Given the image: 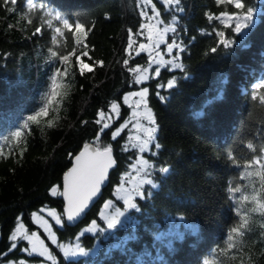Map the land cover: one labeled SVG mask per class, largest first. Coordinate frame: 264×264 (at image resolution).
Segmentation results:
<instances>
[{"label":"trees","instance_id":"obj_1","mask_svg":"<svg viewBox=\"0 0 264 264\" xmlns=\"http://www.w3.org/2000/svg\"><path fill=\"white\" fill-rule=\"evenodd\" d=\"M244 2L246 7L258 9L259 22L247 36L234 35L232 29L207 19L208 14L237 11L232 5L217 4L215 0H181L184 11L174 13L165 11L154 0L162 18L170 20L175 15L179 20L175 26L177 42L185 46V52L181 53L185 70L162 68L160 77L151 76L144 84L136 85L128 69L147 63L144 54H128L129 34L138 38L136 34L142 23L137 0H34L35 8H28L27 0H17L15 5L9 2L7 6L0 0V148L3 150L0 155V264L40 260L21 251L26 247L25 241H18L17 249L9 251L10 235L20 222L29 232L39 234L54 256L55 264H137L136 257L144 248L152 249L153 233L167 231L173 226L171 218L179 215H184L185 220L177 219L174 223L185 233V238L174 241L177 251L170 255L169 264H200L213 249H216L215 258H210V264H264V214L251 212L252 204L243 205L248 210V234L236 237L232 249L225 243L226 232L238 219L225 191L229 181L231 186L239 185L245 192L251 191L249 185L260 187L255 176L248 182L240 180L237 175L240 169L229 167L228 155L231 153L244 164L253 155L247 149L248 143L254 145L256 155L264 148V105L259 99H250L253 85L264 75L261 55L264 53V0ZM50 12H59L73 24L84 23L87 36L75 37ZM55 27H60L63 35L55 33ZM37 28L40 32H36ZM213 29L225 31L226 38H233L236 43L228 50L217 47L218 37L207 34ZM76 39L81 43L76 44ZM241 39H247L250 47L242 49ZM213 47H217L215 53L210 51ZM53 51L58 56L74 51L69 62L59 65L57 99L48 106L47 116L28 121L22 137L14 140L10 133L45 103L52 66L59 63L58 56H52ZM84 52L87 55H82ZM77 57L93 71L81 75ZM224 74L229 80L224 100L214 102L203 118L195 119L192 113L216 95L215 89ZM185 75L187 79H178L173 89L166 88L172 76ZM157 84L165 85L159 89L167 97L163 103L154 95ZM143 87L149 88V106L157 118V142L161 145L157 156L148 154L147 158L151 163L169 166L170 173H153L152 178L160 187L153 190V197L137 200L140 212L130 210L129 216L139 221L135 228L122 224L103 235L85 233L79 236L81 245L89 250L97 241V252L65 259L31 214L44 215L46 209L55 210L62 217V225L53 223L62 242L74 239L93 219L104 226L98 215L103 203L114 199L120 176L136 158L135 150L127 142V130L124 128L115 140L112 133L129 118V107L123 103V96ZM244 88L248 91L242 92ZM256 91L264 95V87ZM113 102L120 105L119 115L109 121L108 129L101 131V125L96 123L98 113L101 110L111 113ZM85 144L101 148L111 145L117 164L110 174L108 187L85 219L75 227H67L60 197L52 196L50 191L52 187L61 191L62 175L70 167L71 157ZM261 196L264 197V191ZM185 223L198 224L199 233L194 236L187 232ZM133 234L138 239L127 245L133 250L132 255L113 248ZM110 248L112 252L108 254Z\"/></svg>","mask_w":264,"mask_h":264},{"label":"snow or ice","instance_id":"obj_2","mask_svg":"<svg viewBox=\"0 0 264 264\" xmlns=\"http://www.w3.org/2000/svg\"><path fill=\"white\" fill-rule=\"evenodd\" d=\"M13 5L16 4L17 0H4L5 6L8 3ZM161 2L166 5L165 11H170L174 13L183 12L184 9L181 7V0H161ZM147 3L151 5L152 15L149 16L147 11H142L141 16H143L148 22L142 23L140 28L137 31V36H144L148 43H139L137 55L140 52H146L149 56V65L143 69L139 67L129 68V72L133 73L134 79L133 83L136 85L144 84L145 81L149 80V68L152 64L157 65L154 71V77L161 76V69L167 68L169 70H180L184 72L185 64L182 62L181 53L185 52V46H182L181 43L177 42V25L179 23L178 18L173 15L170 17V23L167 26L159 27L161 24L165 23L161 19L160 12L156 9V5L147 0ZM217 4H229L237 10L233 12L222 11L219 15L208 14L207 19L209 21L216 20L224 26V28L232 29L233 34H244L245 36L250 34V31L254 30L258 24V9L252 6H247L244 0H215ZM28 8H35L37 5L34 3V0H27ZM43 7V5H41ZM11 10V9H9ZM244 10V11H239ZM53 15L55 20L60 22L65 29L72 31L75 37H79L83 34L87 36V29L84 23L74 22L70 23L68 18L61 16L59 12L49 13ZM154 21V23L152 22ZM31 21H29L30 23ZM49 28H51V21L48 22ZM36 32H40V28L36 29ZM54 32L57 34L63 35L61 33L60 27H55ZM215 34L218 37L217 47L223 46L225 50H228L236 43L233 38H226V33L223 30L213 29V32L207 33L208 35ZM172 34L173 39L171 43H168L166 36ZM55 41V36L52 37ZM76 44H80L79 39L75 40ZM136 43L133 39L131 32L129 34L128 49L131 50L133 45ZM165 45V55L169 58L164 59V56L158 51L160 45ZM239 46L242 49H247L250 47V44L247 39H241L239 41ZM86 47V45H85ZM217 47L211 48V52L215 53ZM175 51V55H172ZM59 55L53 51L52 56H58V64H53L52 72L49 76L50 86L48 92L46 93V100L43 106H41L34 114L27 116L26 121L22 126L18 125L16 130L10 133V136L14 140H18L24 134V130L28 128V121H37L42 116L48 115V106L51 105L58 96V88L60 85L57 83V77L61 75V68L59 65L66 64L70 61V55ZM82 55H87V52L82 53ZM264 56V53H261ZM79 64V73L83 75L85 72H92L93 68L85 63L83 59L77 57ZM125 64L128 63L127 60L124 61ZM66 74V72H65ZM178 79H187V75L182 78L172 76L166 82L167 89H173L177 86ZM229 83L228 77L226 74L222 76V79L219 81V87L215 89L216 95L210 97L204 101L200 109L192 113L195 119H201L206 114V109L212 105L214 102L222 101L225 98V87ZM164 84H157V91L154 95L163 103L167 100L165 95H162L159 89L164 88ZM264 87V75L259 77L258 82L253 85V91L250 93V99L255 101L259 99L260 104L264 105V95H260L258 91ZM242 92L248 91V89H241ZM149 88L143 87L139 91H130L123 96V103L129 105L132 111V117L135 119L134 129L139 133V135L130 137L133 140L131 144L132 149L138 150L140 154L136 159V162L131 165V168L135 170L137 179L131 188H125L121 183L115 189V198L119 201H122V208L117 207L113 199H108L103 204V210L99 212V219L104 223L105 226H101L96 219L91 221V226L84 229L80 233V236H84L85 233L96 234L99 232L103 235L105 232L116 229L118 226H121V218H125L123 221V226L136 227L139 224V221L135 219L134 216H126V213L129 210H135V212H140L141 208L137 203V200H145L146 198H151L154 195L153 190L159 189L160 185L154 182L153 173L159 174H169V166H161L155 163H149V159L145 158L143 154L148 153L151 157L157 156L158 150L161 145L157 142V132L158 124L157 118L154 115L153 108L149 106L148 101ZM131 97H138L134 104H129ZM111 112L119 115L120 105L116 102L111 103ZM99 119L96 120L97 124L102 125L101 131L109 128V124L105 121L106 113L101 110L98 113ZM143 121V122H142ZM103 122V123H102ZM128 126V121L123 123L119 128H117L112 133V139L115 140L120 136L124 128ZM154 145V148L152 147ZM247 149H249L253 155L249 159H245L244 164L238 162L237 157L229 153V167L240 169L237 173L240 180L250 181L253 176L258 178L260 187L257 189L255 186L249 185L251 187L250 192H245L241 186L235 185L230 186L225 189L228 194V199L231 200L233 204V214L238 218L230 226L229 230L226 232L225 243L229 249L235 247L236 237H244L250 231L249 222H248V210L243 207L245 202L250 203L253 207L250 209L251 212L264 214V197L261 196V192L264 191V148L260 149L259 155H256V148L252 143L247 144ZM126 151L127 148L125 147ZM0 155H3V150L0 148ZM179 155V153H177ZM74 160L73 166L64 174L62 191L58 187H52L50 194L52 196L62 197L66 201V205L63 208V212L66 214V221L71 222L80 217L85 213L86 209L89 208L90 204L94 201V198L98 196L101 192L102 186L109 180V171L113 169L114 165L117 164V161L113 158V148L111 145L104 146L103 148L95 146L93 144H85L83 150L78 154L71 157ZM141 173L143 174L141 176ZM128 176V173H125ZM149 186V189L146 191L145 186ZM111 209V211H109ZM43 211V209H41ZM32 218L35 220V223L42 227L44 232L48 234V239H50L53 245H57L59 249L62 250L63 258L67 259L69 257H78V256H88L89 252L82 247L79 241L73 247L70 244H58L56 232L52 230V225L48 223L47 220L43 218L42 215L37 213H32ZM51 217L55 225L60 226L62 217L57 214L55 210L49 211L47 213ZM173 226L170 227L167 231H158L153 233L154 244L150 250L148 247H145L142 254L136 257L137 264H169V257L172 253H175L177 249L174 247V241H183L185 238V233L179 231V225L175 224V220L184 221V215H179L178 217H172ZM159 228V225L155 226ZM184 228L187 232L192 235H197L200 231L198 224H189L185 223ZM147 231V229H145ZM138 237L133 234L126 236L123 241L119 244L113 246V248L121 249V251H126L130 255L133 254V250L130 247H127L129 241H136ZM10 245L9 251H14L18 247V241H26L29 247H22L21 251L25 254L32 255L34 253H39L40 256H43L48 252V248L45 246L44 240L37 235L36 232H29L25 227L23 222H20L18 226L15 227V230L10 235ZM195 247V245H192ZM216 249L212 250L210 256H205L201 259L200 264H210V258H215ZM112 249L108 250V254H111ZM6 255V254H5ZM12 264V262H9ZM19 264H24L23 260L19 261Z\"/></svg>","mask_w":264,"mask_h":264},{"label":"rangeland","instance_id":"obj_3","mask_svg":"<svg viewBox=\"0 0 264 264\" xmlns=\"http://www.w3.org/2000/svg\"><path fill=\"white\" fill-rule=\"evenodd\" d=\"M138 1V5H139V9H140V13L142 12V11H147L148 12V15L149 16H151L152 15V8H151V5L150 4H148L147 3V0H137ZM159 3H161L162 5H163V7H165L166 8V5H164L162 2H161V0H157ZM151 2L153 3V4H155L154 3V0H151ZM156 9L159 11V9L156 7ZM142 17V23H146V22H148L143 16H141ZM161 19L165 22V23H163V24H161L159 27H164V26H167L169 23H170V20H165L164 18H162V15H161ZM153 23H154V21H152ZM141 23V24H142ZM242 36H244V34L242 33L241 34ZM133 39H135V41H136V43L133 45V48L131 49V50H129L128 49V54H130V55H137L136 53H137V50H138V45H139V43H148V41L144 38V36H138V38H133ZM172 39H173V35L172 34H169V35H167L166 36V40L168 41V43H171L172 42ZM165 48H166V46L165 45H160V47H159V49H158V51L161 53V55H163L164 56V59H168L169 57L167 56V55H165ZM139 54H144L145 56H146V60H147V63H146V65L145 66H135V67H139V68H141V69H143V68H145V67H148V65H149V56H148V54L146 53V52H140ZM176 53H175V51L173 52V54L172 55H175ZM81 59V58H80ZM78 66H79V64H78ZM157 67V65H155V64H152L151 65V67L149 68V77H151V76H154V71H155V68ZM141 90V89H140ZM137 91H139V90H137ZM138 99V97H131L130 98V101H129V104L131 105V104H134L135 103V101ZM128 107H129V118L126 120V121H128V126L125 128L126 130H127V133H126V136H127V142H128V144H129V146L131 147V144L133 143V140H131L130 139V137H133V136H136V135H139V133L134 129V124H135V119L132 117V111H133V109L129 106V105H127ZM116 116H117V114H115V113H113V112H111V113H108V114H106V118H105V121H103V122H107V123H109V121L111 120V119H113V118H116ZM125 121V122H126ZM102 122V123H103ZM124 122V123H125ZM143 122V121H142ZM102 126V125H101ZM153 148H154V145L152 146ZM132 148V147H131ZM135 150V149H134ZM135 152H136V158L134 159V161L130 164V166H129V168H128V170L125 172V173H128L129 175L128 176H126L125 175V173H123L121 176H120V181H119V183H118V185L116 186V187H118L121 183L124 185V187L125 188H131L132 186H133V183L137 180V179H139L140 177H137L136 176V174H135V170L134 169H132L131 168V165L132 164H134L135 162H136V159L138 158V156L140 155L139 153H138V150H135ZM144 156H145V158H147V155H148V153H145V154H143ZM148 159V158H147ZM149 163H151L150 161H149ZM143 174L141 173V176H142ZM150 178H152V177H150ZM116 187H115V189H116ZM115 189H114V192H113V196H114V199H113V201H114V203L116 204V206L117 207H121V209L123 210V208H122V204H123V202L122 201H119V200H117L116 198H115ZM147 189H149V186H145V190H147ZM106 202V201H105ZM104 202V203H105ZM103 203V204H104ZM101 210H103V206H102V208H101ZM49 211H51V210H49V209H46L45 211H43V214L44 215H46V216H44V215H42L43 216V218L45 219V220H47L48 221V223L50 224V225H52V230L54 231V232H56L55 231V228H54V225H53V223L55 224V222H54V220L51 218V217H49L48 215H47V213L49 212ZM109 211H111V209L109 210ZM129 212H130V210H129ZM129 212L128 213H126V216H129ZM41 215V214H40ZM124 219L125 218H121V220H122V224H123V221H124ZM35 221V220H34ZM121 224V225H122ZM61 225H62V221H61ZM103 225H104V223H103ZM91 226V225H90ZM89 226V227H90ZM105 226V225H104ZM41 229H42V231L44 232V230H43V228L42 227H40ZM84 231V229H81L79 232H78V235H76L75 237H74V239H72L71 241H68V242H62V241H59V239H58V236H57V243L58 244H70V245H72L73 247L75 246V244L77 243V241H79V236H80V233L81 232H83ZM111 231V230H110ZM109 232V231H108ZM31 233V232H30ZM106 233V232H105ZM44 234L47 236V238H48V234L46 233V232H44ZM37 235H39L38 233H37ZM57 235V234H56ZM49 241H50V239H49ZM51 242V241H50ZM25 243H26V247H29L30 248V245H28V243L25 241ZM79 243H80V241H79ZM81 244V243H80ZM46 246V245H45ZM55 246H57V245H55ZM82 246V245H81ZM47 247V246H46ZM83 247V246H82ZM98 247H99V243H97V241H96V243H95V245H94V247L93 248H91V249H86L88 252H89V254L90 255H94L96 252H97V249H98ZM48 248V247H47ZM58 248V247H57ZM59 249V248H58ZM60 251H61V253H62V250L61 249H59ZM63 254V253H62ZM28 255V254H27ZM30 257H34V258H38V259H40V260H38V261H27V260H23L24 261V264H55L56 263V261H55V258H54V256L50 253V251H49V249H48V252H46L43 256H40L39 255V253L37 252V253H34V254H32V255H29ZM69 258H71V257H69ZM20 261V260H19ZM19 261H11L12 262V264H19ZM9 264V263H8Z\"/></svg>","mask_w":264,"mask_h":264},{"label":"water","instance_id":"obj_4","mask_svg":"<svg viewBox=\"0 0 264 264\" xmlns=\"http://www.w3.org/2000/svg\"><path fill=\"white\" fill-rule=\"evenodd\" d=\"M83 150V149H82ZM81 150V151H82ZM78 154V153H77ZM114 158V156H113ZM74 164V160L72 159L71 160V163H70V167L66 170V172L73 166ZM116 168V165H114L113 169H111L109 171V177H110V174L111 172ZM65 172V173H66ZM64 173V174H65ZM64 174L62 175V179H61V191L63 190L62 189V183H63V176ZM109 185V180L105 183L104 186H102L101 188V192L98 194V196L96 198H94V201L90 204L89 208L86 209L85 213H83L80 217H78L76 220L74 221H71V222H67L66 221V214L63 212V208L65 207L66 205V201L60 197V207H61V210H62V213H63V220H64V225L67 226V227H75L76 225H78L81 221H83L86 217V215L88 214V212L91 210V208L100 200V198L102 197V194H103V190L106 189Z\"/></svg>","mask_w":264,"mask_h":264}]
</instances>
